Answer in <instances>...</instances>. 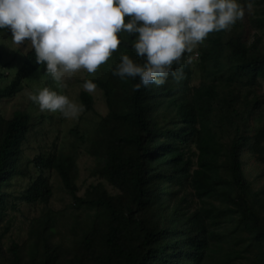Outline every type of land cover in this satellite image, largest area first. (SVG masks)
<instances>
[{"label":"trees","instance_id":"obj_1","mask_svg":"<svg viewBox=\"0 0 264 264\" xmlns=\"http://www.w3.org/2000/svg\"><path fill=\"white\" fill-rule=\"evenodd\" d=\"M251 4L246 19L185 53L182 78L162 86L133 90L138 77L113 75L122 53L143 62L134 36L123 34L87 79L107 112L91 133L73 127L68 150L41 139L39 121L55 113L36 117L30 99L3 112L37 73L46 75L42 88L58 87L28 45L9 64L10 30H0V264H264V182H255L264 172V0ZM246 21L260 31L251 44ZM79 99L95 109L92 93ZM83 149L96 162L85 188ZM53 174L70 195L69 210L51 206ZM22 204L40 213L26 215Z\"/></svg>","mask_w":264,"mask_h":264},{"label":"clouds","instance_id":"obj_2","mask_svg":"<svg viewBox=\"0 0 264 264\" xmlns=\"http://www.w3.org/2000/svg\"><path fill=\"white\" fill-rule=\"evenodd\" d=\"M251 7V0H0V30H10L13 45L27 42L58 88L78 70L95 72L123 34L133 35L132 47L143 62L122 53L113 75L138 77L137 90L162 86L169 76L182 78V56L209 33L242 20ZM82 86L89 93L96 88L91 80ZM27 95L41 112L74 119L83 111V105L48 87Z\"/></svg>","mask_w":264,"mask_h":264},{"label":"rangeland","instance_id":"obj_3","mask_svg":"<svg viewBox=\"0 0 264 264\" xmlns=\"http://www.w3.org/2000/svg\"><path fill=\"white\" fill-rule=\"evenodd\" d=\"M245 16L243 19H246ZM250 26L251 23H248L246 21L245 25L242 28V30H244V36L247 40H249L250 38L253 40L255 34L260 33V31L250 28ZM10 37V31L3 32V38L6 43L5 49L7 51L4 53V58L8 60V62H10L9 64L15 65V63L18 62V59L24 53H26L27 42L21 44L20 46L13 45L11 43ZM197 44L194 45L192 49H195L197 47ZM260 46L264 51V37L262 42H260ZM101 66L102 64L98 66L96 71L93 73H88L86 70L83 69L74 72L70 77L65 80L66 87L58 88L57 91L67 95L70 99L74 100L78 104L83 105L81 100L79 99L80 92L84 90L82 86L83 82L91 78L92 76H96L97 73H99V67L101 70ZM5 71L10 74V76L13 75V67L11 65H8L5 68ZM45 79L46 75L44 73H37L36 75H34L29 81L30 84L27 85L26 89L23 90L18 97H15L14 99L9 101H5L2 104L1 107L3 109V112L11 113L13 109L20 108L22 103L26 107L30 101L27 93L32 92V90H34L33 92H35L36 90L42 88L43 80ZM197 80H193V82H197ZM262 84L264 91V81H262ZM91 93L95 97L94 110L86 111L84 110L83 106V111L78 115V117L74 119L64 118L58 112H56L54 121L44 119L39 121L41 122V128L47 133L46 135L41 137V139H43L45 142H50L52 140L58 141L66 148V150H68L70 149L71 143L75 138V136L72 134L73 127L78 126L79 130L83 134L91 133L97 126L100 116L105 115L107 112V107L103 100L102 92L100 91V89L96 87L95 90ZM38 110L39 108H37V113L35 114L36 117L39 116ZM28 155L32 156L30 153ZM78 162L80 168L79 184L83 186V188H85L89 183L95 180V177L93 176V170L96 165V162L95 159L92 156L88 155V153L84 149L80 152ZM24 179L25 180L23 181V183L25 184L28 182V177H25ZM52 182L54 184V194L51 200V206L56 210H69L71 198L70 195L64 190L60 178L57 175L53 174ZM255 182L256 184L264 182V172H259V176L258 172L255 173ZM13 189L15 192H19L21 190V185L17 184L15 187H13ZM21 209L26 215H33L35 213H40L41 208L39 207L38 209H35L32 207L30 209L27 205L22 204Z\"/></svg>","mask_w":264,"mask_h":264}]
</instances>
